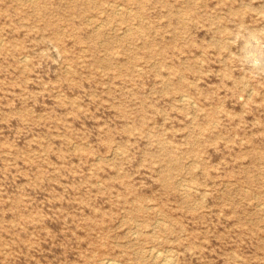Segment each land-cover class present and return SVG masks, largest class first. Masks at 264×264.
<instances>
[{
	"label": "rangeland",
	"instance_id": "1",
	"mask_svg": "<svg viewBox=\"0 0 264 264\" xmlns=\"http://www.w3.org/2000/svg\"><path fill=\"white\" fill-rule=\"evenodd\" d=\"M109 262L264 264V0H0V264Z\"/></svg>",
	"mask_w": 264,
	"mask_h": 264
},
{
	"label": "bare ground",
	"instance_id": "2",
	"mask_svg": "<svg viewBox=\"0 0 264 264\" xmlns=\"http://www.w3.org/2000/svg\"><path fill=\"white\" fill-rule=\"evenodd\" d=\"M121 6H122V5H121ZM121 6H120V7H121ZM117 7H118V6H117ZM122 8H123V7H122ZM120 9H121V8H120ZM127 10H128V9H127ZM114 11H115V10H114ZM114 11H113V12H114ZM117 11H118V10H117ZM129 11H130V10H129ZM132 12H133V11H132ZM117 13H118V12H117ZM115 14H116V12H115ZM118 14H119V13H118ZM118 14H117V15H118ZM128 15H129V14H128ZM128 15H127V16H128ZM126 31H128V30H126ZM130 31H131V30H130ZM126 33H128V32H126ZM182 96H183V95H182ZM183 97H184V96H183ZM181 98H182V97H181ZM184 99H185V98H184ZM164 232H165V231H164ZM158 253H159V252H158ZM156 254H157V253H156ZM156 254H155V255H156ZM159 254H160V253H159ZM165 256H166V255H164V257H165ZM170 257H171V256H170ZM172 257H173V256H172ZM107 259H108V258H107ZM163 259H164V258H163ZM172 259H173V258H172ZM105 260H106V258H105ZM108 260H109V259H108ZM167 260L169 261V259H167ZM106 261H107V260H106ZM109 261H110V260H109ZM112 261H114V260H112ZM165 262H166V261H165ZM113 263H114V262H113ZM113 263H112V262H109L108 264H113ZM118 263H119V262H118ZM167 263H168V262H167ZM167 263H166V264H167ZM172 263H173V262H172ZM174 263H175V262H174Z\"/></svg>",
	"mask_w": 264,
	"mask_h": 264
}]
</instances>
